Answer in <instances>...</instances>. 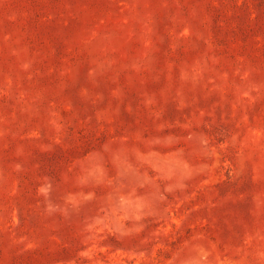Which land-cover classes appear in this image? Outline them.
I'll list each match as a JSON object with an SVG mask.
<instances>
[{
    "label": "rangeland",
    "instance_id": "obj_1",
    "mask_svg": "<svg viewBox=\"0 0 264 264\" xmlns=\"http://www.w3.org/2000/svg\"><path fill=\"white\" fill-rule=\"evenodd\" d=\"M0 264H264V0H0Z\"/></svg>",
    "mask_w": 264,
    "mask_h": 264
}]
</instances>
